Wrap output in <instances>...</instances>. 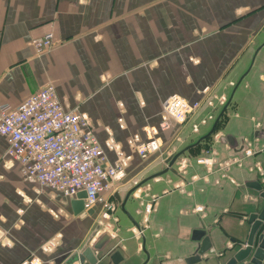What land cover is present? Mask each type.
<instances>
[{"label": "crops", "instance_id": "obj_1", "mask_svg": "<svg viewBox=\"0 0 264 264\" xmlns=\"http://www.w3.org/2000/svg\"><path fill=\"white\" fill-rule=\"evenodd\" d=\"M48 33L52 45L38 55L31 42ZM47 84L65 110L88 117L101 146L110 133L126 153L129 137L144 141L143 129L159 125L167 97L201 103L209 90L228 102L213 134L195 147L182 150L210 131L213 122L197 133L189 124L211 112L205 105L160 134L161 152L171 139L182 143L164 174L158 153L133 156L118 187L124 204L105 195L115 204L106 220L101 205L92 217H76V198L24 180L0 136V264H62L97 224L95 241L110 235L93 253L97 264H111L115 251L120 264H188L192 233L201 227L211 246L194 264H226L229 250L244 247L249 215L264 205L249 187L264 184V0H0V102L16 107ZM226 135L234 148L218 141ZM104 154L113 164L114 153ZM136 178L148 182L126 199L123 189ZM151 200L154 211L146 214L140 203Z\"/></svg>", "mask_w": 264, "mask_h": 264}, {"label": "built area", "instance_id": "obj_2", "mask_svg": "<svg viewBox=\"0 0 264 264\" xmlns=\"http://www.w3.org/2000/svg\"><path fill=\"white\" fill-rule=\"evenodd\" d=\"M52 38V34L48 33L33 40L31 46L38 55H43L51 47ZM213 100L217 105L213 101L207 103L211 112L200 122L190 125L193 133L198 132L199 126L212 120L213 112L223 108L227 102L223 96L214 97ZM199 108L200 103L187 102L178 95L167 97L161 107L159 125L143 129L144 141L138 134L129 137L126 140V153L110 133L101 146L95 139L88 117L81 112L65 110L54 86L47 84L16 107L0 102V136L6 140L5 155L18 164L24 180L59 192L65 198L74 199L84 192L83 211L101 205L100 216L106 220L114 211L115 204L108 201L105 195L113 199L120 190L119 185L127 181L126 170L133 156L144 161L159 153L162 145L160 134L171 131L175 124L182 125ZM118 123L123 127L121 119ZM105 151L114 153L113 164L107 163ZM244 155L252 157L253 151L247 149ZM181 166L179 173L185 169V164ZM259 167L257 164V170H260ZM131 180L130 186L137 187L133 193L139 196L141 186L146 182L140 185L142 180ZM179 190L182 191L181 188ZM140 204L146 214L154 211L153 200ZM53 215L58 217V212ZM137 229L136 236L140 237L142 228ZM53 243L54 240L50 241L43 250H50Z\"/></svg>", "mask_w": 264, "mask_h": 264}, {"label": "water", "instance_id": "obj_3", "mask_svg": "<svg viewBox=\"0 0 264 264\" xmlns=\"http://www.w3.org/2000/svg\"><path fill=\"white\" fill-rule=\"evenodd\" d=\"M226 106L223 107L220 114L218 115L217 119L213 123L210 131L203 137H201L195 144L186 148V150L197 146L201 141L205 140L209 136H211L215 130V127L220 119L221 115L225 111ZM258 135V132H255V137ZM261 135L264 137V131H262ZM220 143L226 144L229 147L234 148L236 146V142L232 136L226 135L219 139ZM185 151V150H184ZM181 153H178L174 156L167 157L164 160V167L163 171L158 173L160 175L164 174L165 172L170 169L173 164L177 161L180 157ZM157 174V175H158ZM155 175V176H157ZM147 179L148 181L151 180ZM143 181L141 184L148 182ZM254 191L258 193V198L264 201V184L253 182L249 184ZM137 187H131L128 185L123 189L126 192V199L130 197V195L135 191ZM119 193V192H118ZM114 194V198L118 203H122L119 197V194ZM85 193L81 192L77 194L76 199L71 201V210L72 214L76 217L85 218V217H92L94 216V211L89 210L87 212L83 211V199H85ZM124 204V203H122ZM123 208V207H122ZM124 210V208L122 209ZM264 222V205L262 209L258 213H253L249 215V219L247 223L249 225L248 235L246 237V241L243 248H233L229 250V258L226 261V264H263L264 262V237L263 235H258L259 230L261 228L262 223ZM136 225V224H135ZM139 228V225H136ZM101 226L99 224L95 225L91 233L87 236L84 243L80 246V248L68 258H66L62 264H97L98 259L94 256V252H102L104 246L110 241V235L107 233H103L100 235L96 241L94 238L100 232ZM191 241L195 243L194 247H190L192 255L188 257L187 263L194 264L196 262L201 261V256L206 253L210 249V241L207 236V230L204 227L193 231ZM109 260L111 264H120L123 261L122 256L118 251H115L109 256Z\"/></svg>", "mask_w": 264, "mask_h": 264}, {"label": "rangeland", "instance_id": "obj_4", "mask_svg": "<svg viewBox=\"0 0 264 264\" xmlns=\"http://www.w3.org/2000/svg\"><path fill=\"white\" fill-rule=\"evenodd\" d=\"M214 97H216L214 94H212V93H210V91L208 90H206V93L204 94V98L202 99V102L200 103V106H201V104L202 105H205L206 107H207V103H208V101H211V103H212V101L213 102H215L214 100H213V98ZM185 100V99H184ZM227 102H228V99H227ZM227 102H226V104H227ZM226 104H225V106H226ZM224 106V107H225ZM223 109V108H222ZM216 112H218V111H216ZM220 112H221V110L218 112V113H216V114H213V119L212 120H208L207 122H215V120L217 119V117H218V115L220 114ZM204 118V117H203ZM202 118V119H203ZM202 119H200V121L202 120ZM199 121V122H200ZM186 122H188V121H186ZM186 122L185 123H183L182 125H184V124H186ZM206 122V123H207ZM192 123H194V122H192ZM192 123H189L190 125L192 124ZM200 127V126H199ZM168 132H170V131H168ZM171 136V135H170ZM179 139V138H178ZM178 139H171V144L168 146V148L167 149H164V150H162V152L160 151V153H158L159 155L157 156V158L159 159L158 160V162L159 163H162V161H163V159H166L167 157H170V156H174V155H176V154H178L179 152H180V149L181 148H179L180 147V144H182V143H180L179 142V140ZM186 141V140H185ZM195 141V140H194ZM169 142V143H170ZM197 141H195V143H196ZM201 143V142H200ZM189 145H190V143L189 142H183V144H182V150H184V149H186L187 148V146L189 147ZM179 160V159H178ZM177 160V161H178ZM186 163V161H184V160H182V161H180V164H179V168H178V170L179 169H181V164H185ZM174 164H176V162L174 163ZM173 164V165H174ZM164 165V164H163ZM186 165H187V163H186ZM166 165H164V167H165ZM185 167V166H184ZM181 171H184V169H182ZM140 179V178H139ZM140 180H142L143 181V179H140ZM131 185V184H130Z\"/></svg>", "mask_w": 264, "mask_h": 264}, {"label": "trees", "instance_id": "obj_5", "mask_svg": "<svg viewBox=\"0 0 264 264\" xmlns=\"http://www.w3.org/2000/svg\"><path fill=\"white\" fill-rule=\"evenodd\" d=\"M217 127V126H216ZM216 127H215V129H216ZM210 137V136H209ZM209 137L208 138H206L205 140H203V141H207L208 139H209ZM202 142V141H201Z\"/></svg>", "mask_w": 264, "mask_h": 264}]
</instances>
